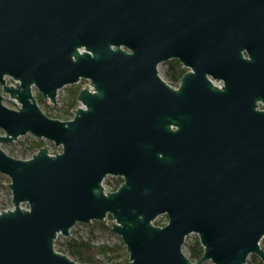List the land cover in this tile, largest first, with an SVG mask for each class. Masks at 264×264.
Instances as JSON below:
<instances>
[{"label": "water", "instance_id": "water-1", "mask_svg": "<svg viewBox=\"0 0 264 264\" xmlns=\"http://www.w3.org/2000/svg\"><path fill=\"white\" fill-rule=\"evenodd\" d=\"M81 80L71 120L39 109ZM0 86V264H80L55 240L104 221L128 264H264V0H0ZM26 135L61 151L1 148Z\"/></svg>", "mask_w": 264, "mask_h": 264}, {"label": "rangeland", "instance_id": "rangeland-1", "mask_svg": "<svg viewBox=\"0 0 264 264\" xmlns=\"http://www.w3.org/2000/svg\"><path fill=\"white\" fill-rule=\"evenodd\" d=\"M164 71H165V67L163 65H160L158 67L159 76L164 81H166V76H165ZM5 82H6V80H5ZM77 86L83 88L86 86V84L80 83V84H77L75 86H69V87H65V88L59 90L57 93V97H56V102H57L56 106H53L50 103L46 102V104L48 106L45 107L43 104H38L39 109L49 118L60 120V121H65L69 116L67 114H65L64 110H65V108L68 104V101L70 99L71 92L75 91V88ZM35 94H36V92H34V96H35ZM4 105L10 109H14V110L16 109L13 102L9 101L8 99L4 100ZM79 106L80 105L78 104L77 107H79ZM0 135H3V132L1 130H0ZM37 141H42V140H38L31 135H26V136L18 138L15 142H13L11 144L1 145V148H3L4 150H6L10 154H12L14 156V158H30L38 151V149L36 151V150L30 148ZM44 145L47 146L52 152H54V154L61 151L60 148H55L53 146V144H51L47 141H42L41 148ZM8 184H9V179L3 175H0V212H1L2 208H12L11 192L8 189ZM117 185H119L117 178L107 177L105 179V182H104L105 187L113 189V187L117 186ZM22 207L25 208L24 205ZM91 233H92V235H91ZM196 237H197L196 235H189L187 237V239L185 240V244L192 242ZM70 239H82V240H86V241L90 240L95 245L107 244L109 246H113V245L118 244V240H117L118 237H116L112 233L108 234L105 232H101V231L97 230L96 228L92 227L91 223L88 225L77 224L72 228L68 238H65L62 236L57 237V239L55 240V250H59L64 255L69 257L65 253L63 246H64L65 241L70 240ZM185 244L183 247V253L186 256H188V252H187ZM99 258L101 260H103V258L101 256ZM70 259L73 260L72 258H70ZM252 261H253L252 257L250 256L247 260V264H251ZM104 262H105V264H112V263L106 262L105 260H104ZM125 262L128 263V255L127 256L121 255V257L115 261L116 264H125ZM204 264H210V263L206 262Z\"/></svg>", "mask_w": 264, "mask_h": 264}, {"label": "trees", "instance_id": "trees-1", "mask_svg": "<svg viewBox=\"0 0 264 264\" xmlns=\"http://www.w3.org/2000/svg\"><path fill=\"white\" fill-rule=\"evenodd\" d=\"M180 75L181 74L179 73V63L177 61L171 62L170 70H168L165 73L166 78L171 82H176L180 78ZM81 83L86 84L87 82L82 80ZM80 89L81 87L77 86L75 88V91L71 92L70 94V99L64 110L65 114H67L68 116H72L73 111L78 106L76 97ZM35 98L38 104H43L45 107L48 106L38 93L35 94ZM41 143L42 141H37L30 148L37 151V149L39 150L41 148ZM117 181L119 184L123 182L122 179H118ZM107 220L108 221L111 220V217H108ZM91 224L92 227L96 228L101 232H105L108 234L111 233L110 228L107 225V221L92 222ZM117 240H118L117 245L109 246L107 244L95 245L90 240L86 241L82 239H70L65 241L63 247L65 253L75 262H78L80 264H105L104 260L106 262L114 264L115 261L121 257V255L127 256L126 249L123 246L122 241L119 238ZM185 246L188 252L187 257L189 258V260L196 262L201 258L203 254V249L200 246L197 237L192 242L185 244ZM100 256L103 258V260L99 258ZM251 257L253 260L251 264H261V262L255 256H251ZM125 264L128 263L125 262Z\"/></svg>", "mask_w": 264, "mask_h": 264}, {"label": "flooded vegetation", "instance_id": "flooded-vegetation-1", "mask_svg": "<svg viewBox=\"0 0 264 264\" xmlns=\"http://www.w3.org/2000/svg\"><path fill=\"white\" fill-rule=\"evenodd\" d=\"M173 61H177V60H171V61H168V62L162 64V65L165 67V71H164V73H166L168 70H170V64H171V62H173ZM177 62H178V61H177ZM178 63H179V62H178ZM188 72H189V69H187L186 67H184L182 64L179 63V73H180L181 75H180V78L178 79V81H176V82H171V81L168 80L167 78H166V81H167L170 85H173V86L177 85V86L179 87L182 77H183L186 73H188ZM207 78H208V80L210 81V83H211L214 87L222 88V87L224 86V82H223L222 80L216 81V80H214L212 77H207ZM170 87H171V86H170ZM178 87H177V88H178ZM258 107H259V108H263L261 104H259ZM118 179H120V178H117V180H118Z\"/></svg>", "mask_w": 264, "mask_h": 264}, {"label": "built area", "instance_id": "built-area-1", "mask_svg": "<svg viewBox=\"0 0 264 264\" xmlns=\"http://www.w3.org/2000/svg\"><path fill=\"white\" fill-rule=\"evenodd\" d=\"M5 80H6V84H7L8 86H14V81H13L12 79H10V78H5ZM81 81H82V80H81ZM81 81L79 82V84L81 83ZM86 82H87V81H86ZM165 82H166L169 86H171L172 88H174V89H176V88L178 87L177 85H175V86L170 85L167 81H165ZM87 85H88V82L86 83V86H87ZM83 88H84V87H83ZM0 95L4 97V100H5V99H8V100H9L8 95L5 94V93L3 92V89H2L1 86H0ZM72 117H73V113H72V116H69L65 121H69V120H71ZM57 153H60V152H57ZM55 154H56V153H55ZM104 182H105V180L103 181V185H104ZM120 185H121V184H119V185H117V186H114L112 190L116 191L117 188H118ZM25 208H27V207L25 206Z\"/></svg>", "mask_w": 264, "mask_h": 264}]
</instances>
